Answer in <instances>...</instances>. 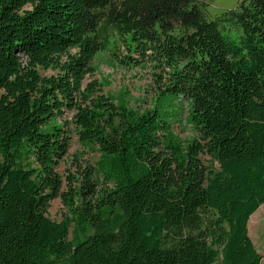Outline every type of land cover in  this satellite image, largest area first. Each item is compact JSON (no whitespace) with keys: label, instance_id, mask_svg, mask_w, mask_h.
Listing matches in <instances>:
<instances>
[{"label":"trees","instance_id":"obj_1","mask_svg":"<svg viewBox=\"0 0 264 264\" xmlns=\"http://www.w3.org/2000/svg\"><path fill=\"white\" fill-rule=\"evenodd\" d=\"M210 1L0 0V264H264L248 230L264 205V0L216 18ZM119 41L121 65L162 72L152 108L87 81ZM180 98L187 144L168 122ZM71 123L99 158L62 192Z\"/></svg>","mask_w":264,"mask_h":264},{"label":"rangeland","instance_id":"obj_2","mask_svg":"<svg viewBox=\"0 0 264 264\" xmlns=\"http://www.w3.org/2000/svg\"><path fill=\"white\" fill-rule=\"evenodd\" d=\"M240 1L242 0H212L210 1L208 15L211 18H216L223 12L234 9ZM223 31L225 34L237 39L241 35V31L233 23L227 25ZM125 55L126 50L121 46L120 41L116 47L112 46L109 51L100 53L93 61V67L96 68V71L93 76H88L87 81H99L105 92L111 95H124L132 108L141 110L152 108L159 87L157 74H162V72L151 63H144L136 67H125L119 63V56ZM40 73L43 76H49L56 73V71L40 69ZM188 107L185 99H178L176 108L170 110L171 116L168 121L172 133L184 144L197 137L194 128L188 122ZM65 117L67 120L72 121L73 112H67ZM68 129L70 130L69 150L57 167L64 183L62 192L69 191V183H72V187H77L79 181L83 179L81 171L86 167H94L99 158L96 149L89 150L80 144L74 124L71 123ZM202 159L206 166L214 165V167H218L209 156L204 155ZM47 215L56 221L71 218L62 196L50 202ZM248 230L250 238L264 262V205L260 206L251 216Z\"/></svg>","mask_w":264,"mask_h":264}]
</instances>
